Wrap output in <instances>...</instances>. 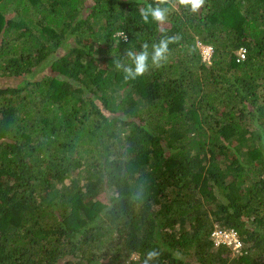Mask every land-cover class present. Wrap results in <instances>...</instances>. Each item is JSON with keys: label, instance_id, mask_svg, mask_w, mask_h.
Wrapping results in <instances>:
<instances>
[{"label": "trees", "instance_id": "16d2710c", "mask_svg": "<svg viewBox=\"0 0 264 264\" xmlns=\"http://www.w3.org/2000/svg\"><path fill=\"white\" fill-rule=\"evenodd\" d=\"M148 5L167 19L145 23ZM144 43L150 70L126 82L115 61ZM149 250V264H264V0H0V264Z\"/></svg>", "mask_w": 264, "mask_h": 264}, {"label": "clouds", "instance_id": "9594fccd", "mask_svg": "<svg viewBox=\"0 0 264 264\" xmlns=\"http://www.w3.org/2000/svg\"><path fill=\"white\" fill-rule=\"evenodd\" d=\"M159 2L166 3L167 0H159ZM177 2L182 6H190L191 11L195 13L204 5L205 0H177ZM166 12L167 9H161L160 7L153 8L152 5H148L146 9L141 11L140 15L145 23L149 21V14L153 20L162 23L167 19ZM120 35H123V33ZM124 39L126 40L127 37L125 36ZM178 39L179 37H169L161 40L159 45H152L151 67L160 68L162 66V62L167 60V54L169 52L168 45L178 42ZM141 47L142 51L139 54H136L130 49L125 50L127 58L131 61L130 64H122L119 61H115L116 70L122 71L123 78L126 82L134 81L138 77L144 76L150 70L148 44L144 43ZM158 256L159 253L155 250L147 251L143 264H149V261L154 260ZM133 258L135 257L133 256Z\"/></svg>", "mask_w": 264, "mask_h": 264}, {"label": "built area", "instance_id": "2783aa9c", "mask_svg": "<svg viewBox=\"0 0 264 264\" xmlns=\"http://www.w3.org/2000/svg\"><path fill=\"white\" fill-rule=\"evenodd\" d=\"M200 47V46H199ZM201 54L204 62L209 63L213 54V49L210 46L200 47ZM242 58H244V51H242ZM212 236L216 238L217 245L224 244L225 246L232 247L233 250L239 251L242 244L238 239L237 234L233 232H224L222 230L213 232Z\"/></svg>", "mask_w": 264, "mask_h": 264}, {"label": "rangeland", "instance_id": "374dc122", "mask_svg": "<svg viewBox=\"0 0 264 264\" xmlns=\"http://www.w3.org/2000/svg\"><path fill=\"white\" fill-rule=\"evenodd\" d=\"M14 5H15V3H14ZM14 7H10L9 8V12L8 13H10L12 16H14L13 18L15 19V21H19V18H18V16L17 15H15V12H14ZM200 45V47H203V45H201V44H199Z\"/></svg>", "mask_w": 264, "mask_h": 264}]
</instances>
